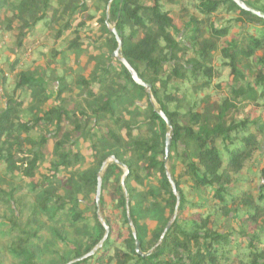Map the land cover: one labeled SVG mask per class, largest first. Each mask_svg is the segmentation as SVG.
<instances>
[{"label": "trees", "instance_id": "obj_1", "mask_svg": "<svg viewBox=\"0 0 264 264\" xmlns=\"http://www.w3.org/2000/svg\"><path fill=\"white\" fill-rule=\"evenodd\" d=\"M94 1L104 10L97 22L111 36L112 49L118 43L106 24L108 5L110 22L122 41V57L151 86L148 93L136 85L121 64L126 79L147 99L151 126L159 124L160 130H151L152 137L140 128L135 136L111 99L97 95L87 81L80 83L85 100L72 113L64 99L42 115L28 112L31 95H45L48 87L27 71L30 54L36 57L34 63L52 53L49 62L65 49L80 50L85 43L79 37L60 49L56 39L71 30L76 18L88 12L87 3ZM242 1L264 12V0ZM88 17L90 21L96 15ZM50 36L54 46L45 42ZM5 37L15 54L0 71L5 99L0 111V172L15 184L0 191V242L11 264H70L97 247L94 255L72 264H264L263 19L232 0H0V53ZM56 78L63 85L57 92L61 99L72 80L60 74ZM96 82L102 89L107 80ZM244 104L251 105L249 111ZM87 110L93 119L86 123L95 126L111 116L114 126L125 132L132 156L127 160L120 153L112 155L128 174L121 179L119 164L107 166L105 178L113 186L107 193L110 201L105 196L99 203L95 199L93 216L83 206L97 195L99 171L58 177L82 160L67 145L81 132L77 117L86 116ZM178 117H186L188 126L182 127ZM50 128V136L34 142L39 129ZM169 129L173 144L186 138L196 147L191 156L179 159L182 176H171L177 195L159 158L160 140ZM109 137L119 142L114 132ZM23 138L32 140L33 150L17 159ZM50 139L56 161L49 175L34 183L50 154ZM107 157L102 156L99 168ZM140 170L146 178L157 176L169 196L170 221L176 218L165 235L170 221L147 238L136 220L134 183H141ZM100 218L110 230L106 240ZM0 264H5L1 251Z\"/></svg>", "mask_w": 264, "mask_h": 264}, {"label": "rangeland", "instance_id": "obj_2", "mask_svg": "<svg viewBox=\"0 0 264 264\" xmlns=\"http://www.w3.org/2000/svg\"><path fill=\"white\" fill-rule=\"evenodd\" d=\"M87 5L88 12L83 15H79L78 18H76L77 20L71 30L65 31L61 38L56 39V47L60 49L70 44L76 37H79V39L85 43L80 50L70 51L65 49L59 55H56L55 61L51 60L49 62L47 61L51 57L52 53L44 57L42 60H37L34 63H32V61H34L36 57L30 54L28 61L31 63V66L27 68V71L37 77L38 80H41L42 82L45 81L48 87L45 95L37 93H33L31 95L30 101L28 102V112L34 113L38 116L42 115L49 109L58 107L61 104L60 101H63L64 99L69 101L67 103V110L72 113L75 107L82 104L85 100L84 96H80L83 89L80 83L82 81H87L97 95L109 97L111 99L118 117H121L124 121L132 124L135 129V136L138 135L139 130L137 128H140V130L144 134L146 133L145 135L148 137L154 136L155 134L151 133V130L153 128L154 131H157L158 128L160 130V127L159 124L156 123L151 126L147 99L138 89H135L132 86L129 80L126 79V76L122 72L121 63L117 59L113 58V54L117 47L116 49H112L111 36L104 33L98 24L99 22H97L104 15L103 8L97 1L88 2ZM108 6V29L111 30L115 29V25L113 22H110V5ZM88 13H94L96 17L93 20L88 21ZM82 23H84V26L78 30L77 26ZM15 26H17V24H15ZM61 28L62 26L59 25L58 29ZM77 31H80V33L77 34ZM7 37L4 38V41L7 42L6 44H11V42H8ZM50 37V39L48 38V42L47 39L44 41L49 43L50 46H54L55 39L53 36ZM6 44H3V46ZM2 54L7 57L8 62H11L14 59V47L4 46L0 55ZM2 63L3 61L0 59L1 72L5 70L3 69L4 67H2ZM46 71L48 72V75L46 74ZM57 74H60L63 77H68L69 80H72L71 85L66 86L67 91L63 94L61 99H58L57 92L61 87H63V85L58 82L56 78ZM102 77H105L107 83H105L101 89L99 88V84L96 80ZM1 91L2 86L0 74V95ZM154 104L156 108H159L155 101ZM244 106L247 111L250 110L251 105L244 104ZM85 113L87 114L86 116L79 115L77 117V120L82 127L81 132L72 138L73 144L69 143L67 145V149H71L73 152L79 153L82 160L75 167L61 171L58 177L68 179L70 177L79 176L81 173L89 170L96 169L99 171L98 176L101 179L100 200L102 196H105L106 202H109L110 198L107 193L112 190L113 186L109 184L105 178L107 166L113 163L111 157H113L112 155L114 153L124 155L127 160L132 159L130 151L127 149V143L129 141L126 138L125 132L114 126L111 116L107 117L103 124L95 126L94 124L86 123V120L88 118L93 119V116L90 115L88 110ZM177 121L182 127L188 126L189 121L186 117H178ZM67 129L72 130L73 127H69ZM53 131L54 130L52 128L48 130L39 129L35 135L38 137L34 140V142L37 143L43 136H50ZM111 131L117 135L119 142H114L110 139L109 133ZM167 134L170 135L171 142L169 156L165 161ZM172 134V130L169 129L166 133V137L161 138L159 151L162 153L159 155V158L165 163L170 176L173 175L174 177H181L184 171V166L179 163V159L180 157L191 156L196 150V147L194 143L188 141L186 138L181 139V141L177 144H173ZM23 139L21 146H17L16 148L17 159L24 158L33 150L32 140L26 138ZM53 148V140L50 139V154L47 157V160L42 164L34 183H38L42 176L49 175L51 164L56 161L53 155ZM104 155L108 156L104 161L105 166L99 168L98 162ZM139 168L143 169V165H139ZM140 171L141 183H134V188L137 190V196L134 199L133 206L135 207L136 220L142 230L148 234V238L153 230L162 226L163 223H168V221H170L171 208L168 203L169 196L160 189V183L157 180V176L146 178L145 173L142 170ZM125 173L126 168L121 167V171H119L120 175L123 174L121 179H124ZM16 175L17 174L13 172V176ZM25 182L29 183L30 181L25 180ZM13 183L15 184L14 181ZM13 183L9 179V176H5L4 172H0V191L2 188H5L8 191L12 187ZM80 199H83V197L80 196ZM95 199L96 194L91 195L87 204H84L83 206V209H85L86 206V209L89 210V214L91 216H93L95 212ZM31 209V205L26 207V211H30ZM0 251L5 264H11L6 255V247L1 242Z\"/></svg>", "mask_w": 264, "mask_h": 264}, {"label": "water", "instance_id": "obj_3", "mask_svg": "<svg viewBox=\"0 0 264 264\" xmlns=\"http://www.w3.org/2000/svg\"><path fill=\"white\" fill-rule=\"evenodd\" d=\"M232 1H233L238 7H240L242 10L247 11V12L253 14L254 16H256V17L261 18V19L264 20V12H261V11H258V10H256V9H253V8L249 7V6L246 5L242 0H232ZM106 24H107V26L109 25V24H108V20L106 21ZM111 32H112V34L114 35V37H115V39H116V41H117V43H118L117 49H116V51H115L114 54H113V58L117 59V60H118V61H119L124 67H125V69L128 71V73L130 74L132 80L134 81V83H135L136 85H138V86H140V87H143V88L146 89V90L148 91V93H149V92H150V89H151V86L148 85V84H146V83H145V82L139 77V74L133 69V67L129 64V62L121 56L120 51H121V49H122V41H121V39H120V37H119V34H118L117 30H116V29H111ZM160 115H161V117L164 119V121L166 122L167 126H168L169 128H171V126H170V122H169L168 118L165 116V114H164L163 112H160ZM170 142H171L170 135L167 134V137H166V145H165V161L168 159V156H169ZM111 159H112L113 162H115V163L119 164L121 167L125 168V166H124L123 164L119 163V162L115 159V157H111ZM104 166H105V163H104ZM127 174H128V173H126V175H127ZM126 175H125V176H126ZM167 176H168V179H169V181H170V183H171V185H172V187H173V193H174L175 195H177V192H176V186L174 185V183H173V181H172V179H171V176H170V174L168 173V171H167ZM100 195H101V179H100V177H98V186H97V195H96L97 203H99V201H100ZM126 198H127V201H128V200H129V198H128V194H126ZM177 198H178V201H179V197H178V196H177ZM128 213H129V210H128ZM175 218H176V217L174 216L173 219L168 223V225H167V227H166V229H165V231H164V235H165V234L169 231V229L171 228V226H172V224H173ZM100 221L102 222V225H103V227H104L105 230H106V236H105V238H104V239L106 240V239L108 238V236H109L110 230H109V228L106 226V224L103 222V220H102L101 218H100ZM130 225H132L131 220H130ZM133 234H134V238H135V240H136V251H137L138 254H141L140 249H139V242H138L137 237H136V233L133 232ZM100 246H101V245H99V247H100ZM97 248H98V247H97ZM97 248H95V249H94L93 251H91L89 254L85 255L83 258H79V259L73 261L72 263H74V262H79V261H82V260H84V259L89 258L90 256H92V255L95 254ZM72 263H70V264H72Z\"/></svg>", "mask_w": 264, "mask_h": 264}, {"label": "crops", "instance_id": "obj_4", "mask_svg": "<svg viewBox=\"0 0 264 264\" xmlns=\"http://www.w3.org/2000/svg\"><path fill=\"white\" fill-rule=\"evenodd\" d=\"M5 47H9V46H12V43L11 44H6V45H4ZM3 46V47H4ZM4 48H2V50H3ZM1 54V53H0ZM0 59H2V61H3V63H2V67H5V65H4V62L5 61H7V57L6 56H4L3 54L2 55H0ZM4 69V68H3ZM5 107V99L3 98V93H2V91H1V95H0V111L3 109Z\"/></svg>", "mask_w": 264, "mask_h": 264}]
</instances>
